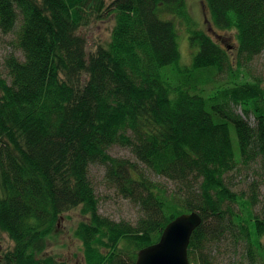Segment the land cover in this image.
Segmentation results:
<instances>
[{"label": "trees", "instance_id": "trees-1", "mask_svg": "<svg viewBox=\"0 0 264 264\" xmlns=\"http://www.w3.org/2000/svg\"><path fill=\"white\" fill-rule=\"evenodd\" d=\"M203 3L217 40L189 29L187 65L176 27L194 19L186 0H0V31L12 35L0 61V243L11 241L0 264H67L47 246L78 206L84 264H135L192 211L201 223L190 263L210 264L207 244L225 232L264 260V88L245 66L264 50V0ZM104 19L108 40L87 51L80 29ZM224 32L235 35V58ZM114 144L135 162L109 155ZM93 164L138 207L135 222L99 213ZM244 170L255 177L235 191L232 175Z\"/></svg>", "mask_w": 264, "mask_h": 264}, {"label": "rangeland", "instance_id": "rangeland-1", "mask_svg": "<svg viewBox=\"0 0 264 264\" xmlns=\"http://www.w3.org/2000/svg\"><path fill=\"white\" fill-rule=\"evenodd\" d=\"M111 1V0H108ZM188 9L192 16V23L189 25L177 23V30L179 33V49H180V62L183 64L191 63L192 50L188 47V36L190 30L201 29L212 36L215 40V34L210 30L207 23L206 8L203 0H186ZM112 27L111 19L96 20L89 25L80 29V34L86 39V50L93 51L99 44H103L108 40L110 30ZM190 29V30H189ZM223 31H220L222 33ZM12 35L2 34L0 31V61H3L4 57L12 52V47L9 46V41ZM223 39L225 44L231 46L230 56L235 58L236 54V38L233 33H223ZM219 40V39H218ZM17 56L20 57V52L17 51ZM247 72L252 78H258L261 80V86L264 88V50L258 56H255L246 65ZM3 69V68H2ZM3 75L6 76V72L3 69ZM232 110L235 113H242L239 106H232ZM248 120H253L252 117H248ZM109 155L114 157L128 158L135 162L133 155L127 147L120 145H112L108 148ZM89 177L92 181L93 188L99 200L98 211L101 215L106 216L115 221L125 220L128 222H135L137 216H139V209L132 204L129 200L121 197L117 194L113 187H110L104 176L105 170L103 165L93 164L89 166ZM140 170L148 174V171L140 165ZM249 172L244 170L243 173L232 175L233 190L242 189L246 192L249 186V182L252 179L253 174L248 176ZM150 176L166 185L168 189L173 188V184L159 176H155L149 172ZM256 179V178H255ZM259 197L264 199V184H259L258 187ZM241 191V190H240ZM259 208V206H258ZM84 219L81 213V209L78 207L72 208L64 212L59 220L58 228L53 236L48 241L47 253L55 254L59 260L66 262L67 264H84V258L82 253V245L79 240L73 235V229L77 224ZM237 238L239 236H236ZM233 237V234L225 232L220 235L214 241L207 244L205 254L203 256L210 261V264H264V260H261L259 255L249 256L246 250V245L243 240ZM11 241L6 235L1 236V246L3 249L11 247ZM198 255V254H197ZM195 255V256H197ZM203 259V258H201ZM196 264V263H191Z\"/></svg>", "mask_w": 264, "mask_h": 264}, {"label": "water", "instance_id": "water-1", "mask_svg": "<svg viewBox=\"0 0 264 264\" xmlns=\"http://www.w3.org/2000/svg\"><path fill=\"white\" fill-rule=\"evenodd\" d=\"M199 223L201 217L197 212L179 214L165 225L155 243L137 251L135 264H190L187 245Z\"/></svg>", "mask_w": 264, "mask_h": 264}]
</instances>
